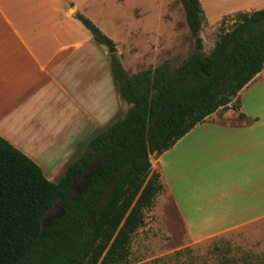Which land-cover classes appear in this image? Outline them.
<instances>
[{
	"label": "crops",
	"instance_id": "obj_1",
	"mask_svg": "<svg viewBox=\"0 0 264 264\" xmlns=\"http://www.w3.org/2000/svg\"><path fill=\"white\" fill-rule=\"evenodd\" d=\"M129 1L134 23L154 10L155 21L165 26L159 39L178 36L177 16L185 17L182 8L176 12L177 0ZM89 3L0 0V137L47 169L52 182L53 172L64 171L119 106L102 46L75 18L91 16ZM199 3L209 26L264 9V0ZM254 82L239 92L237 112H216L169 150L150 155L163 185L155 203L169 199L189 244L243 233L264 221V95L240 98Z\"/></svg>",
	"mask_w": 264,
	"mask_h": 264
},
{
	"label": "trees",
	"instance_id": "obj_2",
	"mask_svg": "<svg viewBox=\"0 0 264 264\" xmlns=\"http://www.w3.org/2000/svg\"><path fill=\"white\" fill-rule=\"evenodd\" d=\"M179 2L193 51L173 70L164 61L129 77L111 52L113 85L129 108L89 139L57 181L0 137V264H128L132 235L163 192L150 155L210 115L238 111L239 92L264 69V9L236 14L204 54L199 0ZM75 18L97 46L114 49L89 19ZM57 202L59 215L43 224Z\"/></svg>",
	"mask_w": 264,
	"mask_h": 264
},
{
	"label": "rangeland",
	"instance_id": "obj_3",
	"mask_svg": "<svg viewBox=\"0 0 264 264\" xmlns=\"http://www.w3.org/2000/svg\"><path fill=\"white\" fill-rule=\"evenodd\" d=\"M177 2L178 10L175 11L180 12L182 6L179 0ZM138 12L140 13L139 10ZM87 13L91 15L90 18L84 17L115 43L114 49L102 47L105 65L108 64L109 54L115 53L128 77L140 71L152 70L164 61H167L169 69L173 70L193 51V37L181 14H178L174 25V32L178 36L165 42L159 39L165 26L155 21L154 10L153 14L150 13L152 19L144 17L142 24L134 23L133 7L129 0H90ZM234 18L235 16L230 17L221 24L212 26L203 24L202 21L199 36L202 39L204 54L210 52L220 33L232 27ZM257 76L252 80L255 82L240 94L241 99L264 95V86L258 85L264 81V69ZM117 97L118 109L105 124V128L113 121L121 119L129 108L118 94ZM224 112L220 111L219 114ZM85 149L82 147L80 153ZM70 159L73 160L74 157ZM68 160L69 158H66V162ZM62 172V170L58 174L53 172L55 174L52 176L53 180L57 181ZM43 173L47 176L48 170L45 169ZM78 185L77 182L75 189L79 187ZM60 207L61 202H57L44 217L43 224L46 225L56 218ZM247 230L189 244L186 235L180 229L169 199L164 195V199L163 196L159 197L157 204L154 201V205L145 212L143 227L132 235L128 264H264V221Z\"/></svg>",
	"mask_w": 264,
	"mask_h": 264
},
{
	"label": "flooded vegetation",
	"instance_id": "obj_4",
	"mask_svg": "<svg viewBox=\"0 0 264 264\" xmlns=\"http://www.w3.org/2000/svg\"><path fill=\"white\" fill-rule=\"evenodd\" d=\"M59 212H60V210H59ZM59 212H58V214H57L56 216H58V215H59Z\"/></svg>",
	"mask_w": 264,
	"mask_h": 264
}]
</instances>
